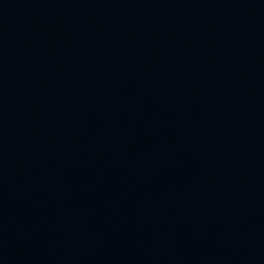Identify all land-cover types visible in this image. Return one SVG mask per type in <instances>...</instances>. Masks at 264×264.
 I'll return each instance as SVG.
<instances>
[{
  "label": "water",
  "instance_id": "95a60500",
  "mask_svg": "<svg viewBox=\"0 0 264 264\" xmlns=\"http://www.w3.org/2000/svg\"><path fill=\"white\" fill-rule=\"evenodd\" d=\"M0 264H264V0H0Z\"/></svg>",
  "mask_w": 264,
  "mask_h": 264
}]
</instances>
